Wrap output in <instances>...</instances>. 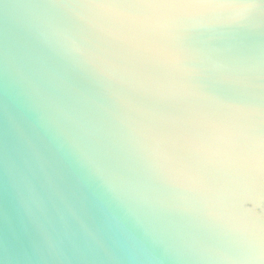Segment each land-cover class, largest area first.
I'll return each instance as SVG.
<instances>
[{"label":"water","instance_id":"water-1","mask_svg":"<svg viewBox=\"0 0 264 264\" xmlns=\"http://www.w3.org/2000/svg\"><path fill=\"white\" fill-rule=\"evenodd\" d=\"M62 31L44 0H0V264H264L261 124L244 99L261 104L264 16L150 10L119 68L92 29L71 37L82 55ZM131 84L180 108L204 178L170 158Z\"/></svg>","mask_w":264,"mask_h":264},{"label":"snow or ice","instance_id":"snow-or-ice-1","mask_svg":"<svg viewBox=\"0 0 264 264\" xmlns=\"http://www.w3.org/2000/svg\"><path fill=\"white\" fill-rule=\"evenodd\" d=\"M46 6L57 13L59 22L64 26L62 35L69 41L73 53L82 55L83 45L72 40L77 33L92 29L89 35L90 44L101 51L114 56L108 61L114 68H119L116 60L123 57L120 37L131 31L135 22L150 10L162 9L173 14L177 19L185 15L193 18H212L226 11L242 9L244 14L264 16V0H44ZM241 17V16H240ZM261 79V104L255 109L250 103L252 97H244L249 101V110L256 111L260 117L259 140L261 151L252 163L255 178L264 185V76ZM210 86L222 92H232L236 85L224 79L211 80ZM142 93V94H141ZM126 94L137 103L145 104L151 116L155 117L157 134L167 140L170 145V158L178 165L192 172L197 179L202 175L203 165L183 143L184 120L180 116V108L157 97L150 85L131 84L126 88ZM260 220L264 223V214ZM264 259V257H262Z\"/></svg>","mask_w":264,"mask_h":264}]
</instances>
